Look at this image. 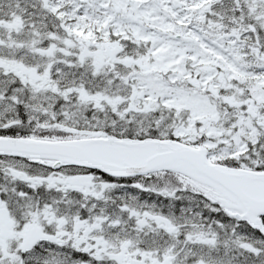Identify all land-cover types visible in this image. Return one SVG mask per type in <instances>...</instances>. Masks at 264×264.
<instances>
[{
	"label": "snow or ice",
	"instance_id": "obj_1",
	"mask_svg": "<svg viewBox=\"0 0 264 264\" xmlns=\"http://www.w3.org/2000/svg\"><path fill=\"white\" fill-rule=\"evenodd\" d=\"M0 264H264V0H0Z\"/></svg>",
	"mask_w": 264,
	"mask_h": 264
}]
</instances>
